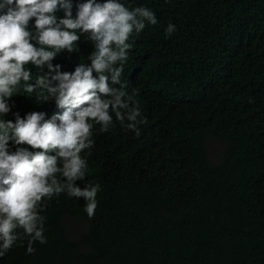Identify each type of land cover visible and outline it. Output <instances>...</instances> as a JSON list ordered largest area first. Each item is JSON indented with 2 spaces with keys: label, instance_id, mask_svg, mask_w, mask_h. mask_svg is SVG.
Here are the masks:
<instances>
[{
  "label": "trees",
  "instance_id": "16d2710c",
  "mask_svg": "<svg viewBox=\"0 0 264 264\" xmlns=\"http://www.w3.org/2000/svg\"><path fill=\"white\" fill-rule=\"evenodd\" d=\"M126 2L159 21L135 38L123 77L147 123L139 137L97 126L78 182L100 184L95 216L67 194L46 201L47 243L27 254L25 240L0 264H264V0ZM90 52L57 62L72 70ZM13 99L21 115L57 111ZM77 216L84 227L69 230Z\"/></svg>",
  "mask_w": 264,
  "mask_h": 264
},
{
  "label": "clouds",
  "instance_id": "9594fccd",
  "mask_svg": "<svg viewBox=\"0 0 264 264\" xmlns=\"http://www.w3.org/2000/svg\"><path fill=\"white\" fill-rule=\"evenodd\" d=\"M158 23L151 8L126 0H0V258L25 240L27 254L47 243L41 212L61 194L95 216L101 186L78 182L89 174L97 126L141 135L139 90L129 94L123 77L135 38ZM175 31L169 22L165 37ZM82 43L91 45L86 61L64 70L58 58L71 62ZM15 97L57 111L21 115Z\"/></svg>",
  "mask_w": 264,
  "mask_h": 264
},
{
  "label": "rangeland",
  "instance_id": "374dc122",
  "mask_svg": "<svg viewBox=\"0 0 264 264\" xmlns=\"http://www.w3.org/2000/svg\"><path fill=\"white\" fill-rule=\"evenodd\" d=\"M221 148L222 142H220L219 140H215L214 138L209 139V149L212 156L217 155ZM83 220L84 219L81 217H66L65 224L69 230L80 231V229H82V227H84L85 225V222Z\"/></svg>",
  "mask_w": 264,
  "mask_h": 264
}]
</instances>
